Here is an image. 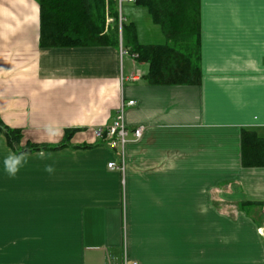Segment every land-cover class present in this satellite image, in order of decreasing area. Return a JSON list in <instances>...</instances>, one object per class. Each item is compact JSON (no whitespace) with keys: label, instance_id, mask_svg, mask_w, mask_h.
I'll return each mask as SVG.
<instances>
[{"label":"crops","instance_id":"crops-1","mask_svg":"<svg viewBox=\"0 0 264 264\" xmlns=\"http://www.w3.org/2000/svg\"><path fill=\"white\" fill-rule=\"evenodd\" d=\"M149 15L125 20L164 43ZM200 16V83L155 85L122 43L41 46L40 0H0L2 119L21 145L77 128L67 147L25 153L15 178L0 132V264H264V166L243 164L241 142L264 137V0H200ZM131 99L143 134L111 169L120 151L95 131Z\"/></svg>","mask_w":264,"mask_h":264},{"label":"trees","instance_id":"trees-1","mask_svg":"<svg viewBox=\"0 0 264 264\" xmlns=\"http://www.w3.org/2000/svg\"><path fill=\"white\" fill-rule=\"evenodd\" d=\"M146 7L166 41L141 43L133 21L122 20L116 0H40V45L45 47L119 45L148 62L144 75L155 85H187L201 81L200 0H135ZM107 17L112 18L108 21ZM121 35V36H120ZM122 40V41H121ZM77 128L66 130L56 144L27 142L21 145V128L12 127L0 115V132L18 154L57 150L69 146ZM242 156L245 166H264V137L252 129L242 133ZM93 145H79L86 148Z\"/></svg>","mask_w":264,"mask_h":264},{"label":"built area","instance_id":"built-area-1","mask_svg":"<svg viewBox=\"0 0 264 264\" xmlns=\"http://www.w3.org/2000/svg\"><path fill=\"white\" fill-rule=\"evenodd\" d=\"M128 1L134 2L135 0H128ZM116 2L119 9V19L121 23L122 20L125 19L122 11L124 0H116ZM138 74L139 73H137L136 75ZM134 104H136V100L134 99L128 101L123 100L120 104L116 119L111 124L97 127L95 131L97 136L103 137L107 140L108 145L110 147L120 151V155H121L120 161L111 160L108 163V167L111 169H118L121 171L125 170L126 145L130 139V136L132 135L134 138L140 139L143 134L144 127L142 125L130 129L126 123L125 109L127 106H132ZM263 214H264V208H263ZM258 229L261 235H263L264 237V223ZM124 264H138V263L137 262L129 263L126 259Z\"/></svg>","mask_w":264,"mask_h":264},{"label":"clouds","instance_id":"clouds-1","mask_svg":"<svg viewBox=\"0 0 264 264\" xmlns=\"http://www.w3.org/2000/svg\"><path fill=\"white\" fill-rule=\"evenodd\" d=\"M48 132H49L50 138L56 137L61 134L59 130H54L52 128H49ZM39 156L40 158H44L45 157L44 152L41 151L39 153ZM25 163H26L25 154L15 155V154L10 153L8 156L4 158V161H3L4 171L10 178H15ZM45 171L48 172L49 174H52L54 173L55 169L51 165H46Z\"/></svg>","mask_w":264,"mask_h":264},{"label":"rangeland","instance_id":"rangeland-1","mask_svg":"<svg viewBox=\"0 0 264 264\" xmlns=\"http://www.w3.org/2000/svg\"><path fill=\"white\" fill-rule=\"evenodd\" d=\"M131 1H128V0H124L123 2V7H122V11H123V16L126 18V19H151L150 15H149V12L148 10L145 8V7H142V6H138L136 4H133V3H130ZM130 6H133V7H136L138 6L137 8H134V9H130ZM137 9V10H136ZM133 10V11H132ZM137 11H140V12H137ZM135 12V13H133ZM142 12V13H141ZM136 14V15H135ZM135 15V17H134ZM108 21H111L112 18L110 17H107ZM142 22V21H141ZM141 24V23H140ZM150 25L151 22H150ZM157 30H155L153 36H154V40H161L163 38V33L161 32L160 30V26H155ZM143 29H147L145 27H142L140 25V32L143 31ZM121 36V35H120ZM122 41V40H121ZM127 56V55H126ZM264 208V206H263ZM263 210V209H262Z\"/></svg>","mask_w":264,"mask_h":264}]
</instances>
